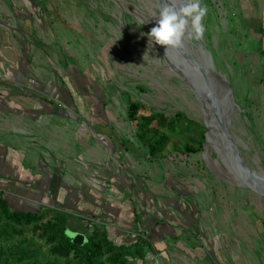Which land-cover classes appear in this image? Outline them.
Listing matches in <instances>:
<instances>
[{"label": "rangeland", "instance_id": "1", "mask_svg": "<svg viewBox=\"0 0 264 264\" xmlns=\"http://www.w3.org/2000/svg\"><path fill=\"white\" fill-rule=\"evenodd\" d=\"M37 1L49 11L52 23L50 28L40 18L43 40L94 81V94L106 104L99 130H124L129 144L148 152L128 120L130 97L144 104V112L183 113L206 127L207 140L199 153L186 154L184 146L189 142L181 139L162 156L171 172L197 185L193 192L197 188L202 192L198 222H204V234L213 240L210 250L217 263L192 250L185 261L160 255L138 259V264H264V197L248 188L246 177L233 165L225 138L211 127H215L211 106L197 98L148 37L160 4L156 0ZM201 2L207 7L203 38L196 40L186 33L182 48L199 64L211 62V89L217 100L230 88L231 136L248 168L264 184V22L256 17L260 15L253 0ZM76 130H85L84 125ZM193 207L200 210L197 203ZM194 242L193 248L199 246Z\"/></svg>", "mask_w": 264, "mask_h": 264}, {"label": "crops", "instance_id": "2", "mask_svg": "<svg viewBox=\"0 0 264 264\" xmlns=\"http://www.w3.org/2000/svg\"><path fill=\"white\" fill-rule=\"evenodd\" d=\"M253 1L264 22V0ZM40 18L31 0H0V193L11 209L65 211L78 219L75 229L105 226L116 245L143 236L153 245L144 259L185 261L192 250L209 257L196 237L207 228L193 224L196 211L182 196L197 185L171 172L163 156L148 160L124 130L91 129L105 119L93 84L43 40ZM201 193L194 200L202 217Z\"/></svg>", "mask_w": 264, "mask_h": 264}, {"label": "trees", "instance_id": "3", "mask_svg": "<svg viewBox=\"0 0 264 264\" xmlns=\"http://www.w3.org/2000/svg\"><path fill=\"white\" fill-rule=\"evenodd\" d=\"M31 3L41 15V19L52 28L49 11L37 0H31ZM261 33L264 35V25L261 26ZM261 54L264 59V49ZM91 83L94 88L96 86L94 81L91 80ZM99 101L98 98V103L101 102L98 107L101 108L99 113L106 112V104ZM144 108V104L139 101L131 97L128 99V120L135 124L138 139L148 148V160H162V155L169 145L181 139L189 142L184 146L186 154H197L202 151L206 141L205 126L183 113L171 116L152 109L150 112H144ZM90 127L93 130L100 129V125ZM182 196L188 197L192 205H195L194 192ZM193 208L196 211L193 224L199 223V211ZM94 219L91 218L88 223H92ZM74 221L78 219L54 208L38 212L13 210L0 193V264H128V256L143 260L146 251L153 249L151 242L143 236H138L129 245H116L109 239L105 226L95 225L91 228L88 224V231L85 232L75 229L72 226ZM198 228L195 227V230ZM199 230L201 231V227ZM73 231L86 234L87 241L84 245L73 243L69 236ZM196 237L202 244L204 243L210 259L217 263L214 253L210 250L213 240L208 245V240L202 232H197ZM216 242L218 243L217 240Z\"/></svg>", "mask_w": 264, "mask_h": 264}, {"label": "water", "instance_id": "4", "mask_svg": "<svg viewBox=\"0 0 264 264\" xmlns=\"http://www.w3.org/2000/svg\"><path fill=\"white\" fill-rule=\"evenodd\" d=\"M156 1L158 2V0ZM157 48L176 74L179 77H182L190 86L197 98L203 102L206 100L209 106H211L210 111L212 114V123L213 121L217 122L219 130L225 138L227 146L230 150L229 157L232 160L233 165L240 171L243 179L245 176L250 181L251 184L246 181L245 178L248 188L264 197V184H262L260 178L257 177L258 175L256 176L255 173L251 172L248 168L240 151L236 147L229 130V120L233 110L232 92L230 88H227L226 93H222L220 100H217L211 89V78L213 77L210 75V73H213L211 62L203 60L202 64L197 63L185 52L182 47L175 49L168 47L166 52L165 46L157 45ZM196 78L202 79L203 82L201 81L200 83H197L195 81ZM210 124L207 125L208 128L210 127ZM69 236L72 238L73 243L79 246L84 245L87 241L86 234L80 231L70 232ZM127 259L128 264H138V260L131 256H128Z\"/></svg>", "mask_w": 264, "mask_h": 264}, {"label": "clouds", "instance_id": "5", "mask_svg": "<svg viewBox=\"0 0 264 264\" xmlns=\"http://www.w3.org/2000/svg\"><path fill=\"white\" fill-rule=\"evenodd\" d=\"M158 2L160 7L155 26L147 33L155 44L165 46L166 52L168 47H182L186 33L196 40L203 38L205 32L203 20L207 14V7L201 0H158ZM189 27L191 32H188Z\"/></svg>", "mask_w": 264, "mask_h": 264}, {"label": "bare ground", "instance_id": "6", "mask_svg": "<svg viewBox=\"0 0 264 264\" xmlns=\"http://www.w3.org/2000/svg\"><path fill=\"white\" fill-rule=\"evenodd\" d=\"M182 78V77H181ZM183 79V78H182ZM184 80V79H183ZM185 81V80H184ZM206 98V97H205ZM215 127L214 126H211V127H213L214 129H217V130H219V126H218V124H217V122H215ZM220 132V131H219ZM210 140H212L211 138H210ZM212 143V142H211ZM223 150H224V148H223ZM226 150V149H225ZM223 155H224V153H223ZM247 179V178H246ZM247 181L250 183V181L247 179ZM251 184V183H250Z\"/></svg>", "mask_w": 264, "mask_h": 264}, {"label": "built area", "instance_id": "7", "mask_svg": "<svg viewBox=\"0 0 264 264\" xmlns=\"http://www.w3.org/2000/svg\"><path fill=\"white\" fill-rule=\"evenodd\" d=\"M33 83V82H32Z\"/></svg>", "mask_w": 264, "mask_h": 264}]
</instances>
